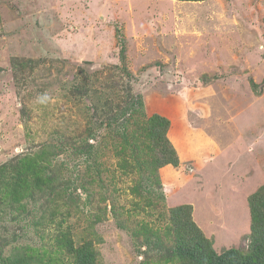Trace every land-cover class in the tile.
Here are the masks:
<instances>
[{"label":"rangeland","instance_id":"obj_1","mask_svg":"<svg viewBox=\"0 0 264 264\" xmlns=\"http://www.w3.org/2000/svg\"><path fill=\"white\" fill-rule=\"evenodd\" d=\"M263 17L264 0H0V169L27 178L17 204L0 170V264H76L86 242L93 264H177L164 228L182 204L217 253L246 252L264 185ZM104 77L139 95L131 128L166 119L178 168L118 145Z\"/></svg>","mask_w":264,"mask_h":264},{"label":"trees","instance_id":"obj_2","mask_svg":"<svg viewBox=\"0 0 264 264\" xmlns=\"http://www.w3.org/2000/svg\"><path fill=\"white\" fill-rule=\"evenodd\" d=\"M107 80L108 79L105 78L103 86L100 85L98 88L99 91H96L98 93L101 91L99 95L102 96L104 87L110 90L108 102H112L113 111L108 110L107 114L110 115L109 119L111 120L107 121L108 127L111 128V134L120 138L122 142V144L118 145L129 150L130 153L141 152V157L143 159L150 154L151 159L147 163V166L153 171L166 164L178 168L180 163L176 158L173 147L165 136L168 128L166 119L154 115L146 120L145 127L140 126V128H131L128 123V112H133V114L138 112L137 109L143 107L142 101L139 95L131 93V87L122 89L121 85L124 84L123 82L121 83L122 79L117 82L114 80V82H112L111 80L110 86L105 85ZM87 90L88 87L85 92H87ZM136 132L145 140L140 139L138 140L139 143H136L137 137L134 135ZM88 148V151H85V153L91 156L93 146L89 145ZM93 164L94 170L92 172L98 174L99 171H101V169H99L100 164L98 160L94 161ZM29 167L28 171L30 170ZM0 170L7 172L8 176L11 177L12 188L9 190V194L13 195L11 199L18 204L20 199L23 198L22 191H24V187L20 185L23 184L26 186L27 178H22V176L19 175V171L17 169L16 171L13 170L12 167L9 169L2 167ZM147 173L148 172L145 174L147 175ZM30 174L34 175L35 172L31 171L27 173L26 176ZM33 179L35 180V184L38 185L45 182L44 179L38 175H34ZM146 180L149 184L153 182L151 178H146ZM0 189L6 193V187L1 185ZM158 197L160 198L161 195ZM2 203L4 202H1V204ZM248 208L250 215V241L247 251L243 252L236 248H230L220 253L215 251L212 242L203 235L201 230L194 223L191 205L182 204L169 208V224L165 226L164 233L166 236H170L171 243L167 247L168 257H163L164 262H174L177 264H264V185L249 196ZM154 233L157 234L158 232ZM150 242L151 241L148 239L146 240L147 245ZM84 244L86 245L80 247L78 250L76 264H93L95 261V253L92 251L90 243L86 242ZM155 245H160V243H156Z\"/></svg>","mask_w":264,"mask_h":264},{"label":"crops","instance_id":"obj_3","mask_svg":"<svg viewBox=\"0 0 264 264\" xmlns=\"http://www.w3.org/2000/svg\"><path fill=\"white\" fill-rule=\"evenodd\" d=\"M198 136H199V135H196L195 138H197ZM200 140H203V139H200ZM197 141H198V140H197ZM198 142H199V141H198ZM198 144H203V143H200V142H199ZM198 144H197L196 147H198ZM191 148H192V147H191ZM198 148H199V147H198ZM191 150H192V149H191ZM199 150H200V148H199ZM193 151H194V150H193ZM200 151H201V150H200ZM198 153H199V152H197V151H196V152H193V156H194V157L198 156ZM202 160H203V159H202ZM169 168H171V167H169ZM252 171H256V169H252ZM251 175H253V174H251Z\"/></svg>","mask_w":264,"mask_h":264}]
</instances>
